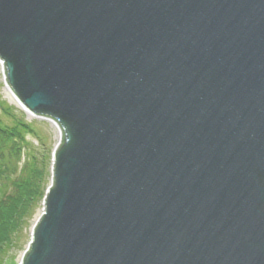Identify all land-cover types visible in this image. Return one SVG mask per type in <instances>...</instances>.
Wrapping results in <instances>:
<instances>
[{"label":"water","instance_id":"1","mask_svg":"<svg viewBox=\"0 0 264 264\" xmlns=\"http://www.w3.org/2000/svg\"><path fill=\"white\" fill-rule=\"evenodd\" d=\"M0 61L62 138L20 264H264V0H0Z\"/></svg>","mask_w":264,"mask_h":264},{"label":"trees","instance_id":"2","mask_svg":"<svg viewBox=\"0 0 264 264\" xmlns=\"http://www.w3.org/2000/svg\"><path fill=\"white\" fill-rule=\"evenodd\" d=\"M0 108V264H7L46 198L53 162L50 143L35 126L15 109Z\"/></svg>","mask_w":264,"mask_h":264},{"label":"rangeland","instance_id":"3","mask_svg":"<svg viewBox=\"0 0 264 264\" xmlns=\"http://www.w3.org/2000/svg\"><path fill=\"white\" fill-rule=\"evenodd\" d=\"M5 79L6 77L4 74V65L2 66V63H0V103H3L8 108L15 109L14 112L17 115L20 114L24 115L26 122L32 123L35 126V128L38 130L39 134L43 138L49 141L50 147L52 149V160H53V153L60 144L61 131H58L56 128H54L53 125L46 119L24 112L22 109L12 104L10 102L11 100H9V97H11L14 94L9 89ZM0 115H2L1 108H0ZM31 141H33V143L38 146L37 140L31 139ZM51 170H52L51 174L53 175V167L51 168ZM51 183L52 182L50 181L48 188L51 186ZM41 212L44 213V201L37 209L33 219L30 221L29 227L25 229L24 232L22 233L20 242H18L17 247L11 252L13 258H10L7 264L21 263L23 255L28 250L29 244L31 243L33 228L37 223L36 222L37 215L40 214Z\"/></svg>","mask_w":264,"mask_h":264},{"label":"bare ground","instance_id":"4","mask_svg":"<svg viewBox=\"0 0 264 264\" xmlns=\"http://www.w3.org/2000/svg\"><path fill=\"white\" fill-rule=\"evenodd\" d=\"M0 63H1V62H0ZM9 100H11L10 102H11L12 104L16 105L18 108H20V109H22L24 112H26V111L24 110V107L21 105V103L19 102V100L16 98L15 95H12L11 97H9ZM49 122H50V121H49ZM50 123L53 125L54 128H56L58 131H60L59 127H58L55 123H53V122H50ZM61 139H62V138H60V141H61ZM42 213H43V212H41L40 214L37 215L36 222L38 221V219L40 218V216H41Z\"/></svg>","mask_w":264,"mask_h":264}]
</instances>
